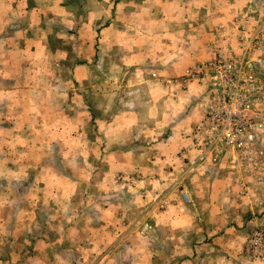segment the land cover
<instances>
[{"label":"rangeland","instance_id":"obj_1","mask_svg":"<svg viewBox=\"0 0 264 264\" xmlns=\"http://www.w3.org/2000/svg\"><path fill=\"white\" fill-rule=\"evenodd\" d=\"M85 1L75 0L74 3L73 15L76 24L73 31L74 43L56 44L59 54L63 55L62 58H46L48 56L46 49L42 47L35 52L38 58H20L19 54L12 60L10 56L5 57L4 48H8L7 44H0V211L3 212L2 218L5 223L0 228V259L6 253V249L2 250L3 242L5 244L10 242V256L5 255L11 257L12 264L20 257L43 259L45 253L42 252L48 249L42 243L43 238L46 239L44 244L54 238L51 237L54 232L51 211L55 212L57 209V212L62 213L69 210L77 218V214L82 212L79 206L85 204L80 200V196L84 192L86 195L90 188L91 194L97 196L103 190L86 187L88 180L102 178L106 181L116 177L112 172L114 165L110 161V158L113 160L114 157L100 154L95 148L99 146L97 142L100 138L97 137L96 123L88 116L87 111L90 112V109H86L83 99L91 107V104L101 105L104 102V99L94 97L95 93L100 95L98 97L105 95L103 98L107 102L115 101L114 93L119 94V98L124 97L126 102L137 95V92H133L134 89L128 86L130 83L128 78L136 68L149 70L148 63L151 58L139 59L136 57V51L147 48L152 50L151 47L154 45L156 57L162 56L163 53L165 56H171L180 48H184L189 53V58L181 59L185 66L187 65L186 68L206 63L211 60L214 52L221 51L224 59L234 65L237 75L246 85L247 94L255 104L259 98H264V0H171L172 4L166 0H156V3H153V0H99L106 7L107 25L112 20H116L118 24L115 31L113 29L107 31V36L116 35L120 40L123 39L119 43L104 44L83 41L86 39L84 33L87 27L84 29L82 25H87L88 22L85 19L88 16L84 9V5H88ZM150 14L155 17L160 33L165 31L161 35L187 34L185 30L189 27L180 26L181 23L185 24L186 19L192 21L191 24L201 23L202 38L207 42L183 43L174 39L175 41L153 44L134 41L135 36L146 35L148 21L153 20ZM164 19L167 29L162 27ZM178 20H181V23H177ZM103 21L101 17L99 24ZM193 28L192 25L189 29ZM96 31L97 26L93 27L89 34L95 35L98 33ZM155 31L151 28L148 33ZM215 35L217 39L212 42ZM50 45L47 43L44 46ZM66 51L73 54L74 58L67 59L64 55ZM151 63L154 64V61ZM158 65H161V60ZM29 66L31 71L24 72ZM51 70L55 75L49 74ZM167 77L169 81L162 79L164 86L165 84L175 86L178 77L174 78V75ZM209 77L198 85H208ZM51 83L54 87L52 93ZM162 92L160 89L158 93ZM107 93L109 96H106ZM164 96L167 95L164 93ZM256 109L260 110L257 105ZM262 123L263 128L248 141L253 164L264 163L263 119ZM211 164L212 160L208 158L203 172L193 171L190 174L186 188L192 191L194 197L198 196L200 188L197 186H200V183L194 184L193 177L203 179L202 177L209 176ZM243 173L241 165H237L233 170L235 175L234 186L231 188L232 195L230 194L227 202L223 198L225 195L220 196L224 201L220 203L217 219L208 217L187 222L184 219L179 220L178 217L174 219V215L172 219H168L165 215L166 204L161 202V198L168 192L182 194L186 190L185 186H172L169 191L168 188L156 186L154 194L157 197L147 201L143 196L144 203L141 201L140 207L134 205L136 211H126L129 216L120 209L121 218L119 226H116L119 228L116 234L124 241L126 227H132L130 232L136 234L133 235V242L140 248L137 254L139 259L153 260L155 264H179L185 259H195L197 255V258H206L207 261L210 258H246L258 261L259 259L245 254L244 246L252 231L259 230L264 235L261 226L264 220L246 217L249 213L246 211L247 204L242 199L240 184ZM118 178L123 179L121 176ZM155 179V182L160 183V179L157 177ZM205 182L207 183L205 189L209 192V180ZM68 191L74 194L72 203L67 198ZM130 194L129 192L123 193V196L120 194V198L122 196L123 199L129 200ZM97 198L92 196L87 211L97 213L94 207L98 203H93ZM52 203L55 205L54 208L51 206ZM109 203L112 204L108 201L105 205ZM178 208L172 209L176 215L182 209ZM151 210H154V213ZM200 211L208 214L209 205L203 203ZM22 213L25 215L26 226L21 223L24 219ZM131 214L135 215L130 218ZM1 221L0 219V225ZM58 222L62 227L64 219L60 217ZM194 223H197V226H208L207 233L204 227L201 240L203 243L206 241L214 243L216 251L214 249H211L213 252H210V249H203L199 253L195 250L190 251L192 245L201 242L195 237ZM45 236H49V239ZM20 237L23 238L21 245L24 248L18 243ZM80 238L75 235L74 241L78 242ZM185 238L191 241V248L188 247L187 250ZM36 239L41 241L37 243ZM20 248L23 250L21 256Z\"/></svg>","mask_w":264,"mask_h":264},{"label":"crops","instance_id":"obj_2","mask_svg":"<svg viewBox=\"0 0 264 264\" xmlns=\"http://www.w3.org/2000/svg\"><path fill=\"white\" fill-rule=\"evenodd\" d=\"M166 1L172 4L171 0ZM85 2L88 4L84 5L88 15L85 19L88 22L87 25H82L84 29L87 27L85 33L83 32L86 36L83 41L86 43L99 42L100 44L123 41L116 35L107 36V31L112 29L115 31L118 24L116 20H112L107 25L106 7L103 3L99 0H86ZM85 2L83 3L85 4ZM74 3L75 0H0V44L6 43L8 47L4 48L5 57L10 56L14 60L15 55L20 54V58L35 59L39 57L35 53L36 50L44 47L48 55L46 58H62L63 55L59 54L56 44L74 43L75 41L73 34L76 28L73 15ZM153 3H156V0H153ZM149 16L153 20L148 21L146 35L141 36L143 38L135 36L134 41H146L153 44L175 40L183 43L207 42L206 40L203 41L202 38L203 25L201 23L191 24L192 21L186 19L184 24L178 20L177 23H181L180 26L184 25L190 28L193 25L194 28L192 30L186 29L185 33L187 34L161 35L165 31L160 33L156 26L155 17H152V14ZM101 17L104 21L99 24ZM165 21V19L162 21V27L167 29L168 26L165 27ZM95 26H97L96 32L98 33L90 35L91 29ZM151 28L156 30V34L148 33ZM168 32L170 33V30ZM213 38L212 42H215L217 35ZM47 43L49 45L54 44V46L45 47L44 45ZM151 48L152 50L147 48L136 51L137 58H146V60L151 58L154 64L150 61L148 63L149 70L139 67L131 73V77L128 78L130 79L128 86L130 89H134L133 92H137V95L131 100L126 102L124 97L119 98V94L114 93L115 101L107 102L103 98L105 95L98 97L100 95L95 93L94 97L102 98L104 102L101 105L91 104L89 107L83 99L86 109H90V112L87 111L88 116L90 120L96 123L97 137L100 138V141L97 142L99 146H95V148L100 154L114 157L113 160L110 158V161L114 165L112 172L116 174V177L106 181L102 178L88 180L86 187H97L99 190L100 188L103 190L97 196L91 194L90 188L86 191V195L84 192L80 196V200H83L85 204L79 206L82 212L77 214V218L69 210L62 213L57 212V209L55 212L51 211L50 214L53 215L52 219H54V223H52L54 232H52L51 237L54 238L47 244H44L46 239L43 238V245L48 247L42 252L45 253L43 259L20 257L18 261H13V264H155L153 260L139 259L137 254L140 248L138 244L133 242V235L136 234L133 231L130 232L132 227H126L127 232L124 235L126 241H121L122 239L116 234L119 230L116 226H119V219L121 218L120 209H122L121 212L129 216L126 211H136L134 205L140 207L141 201L144 203V199L150 201L157 197L154 194L156 186L168 188V191L172 186H185L184 189L186 190L182 193L186 195V200L182 199L181 193L176 195L170 192L161 198V202L166 204L165 215L168 219H172L173 215L174 219L178 217L179 220L184 219L187 222L188 220H200L208 217L210 219L218 218L220 203L224 201L220 196L225 195L223 198L227 202L230 194L232 195L231 188L234 186L235 175L233 170L238 164H232L230 157L223 151L203 153L201 148L196 147L194 129L201 119L205 103L209 98V88L205 84V90L204 86L198 85L196 82L181 84L180 76L187 66L181 59L189 58V53L184 48H180L171 56H165L163 53L162 56L156 57L155 46L153 45ZM68 53L66 51L64 54L66 58L73 59L74 55ZM160 60L161 65H158ZM30 67L24 72L31 71ZM4 71L6 72L7 69L5 68ZM57 72L56 69L55 73ZM55 73L53 70L49 72V74L54 75ZM151 74L153 75L152 78L150 77ZM171 75H174V78L178 77L175 80L177 81L176 85L165 84L164 86L162 79L169 81L167 76L170 77ZM50 86L52 93L54 90L52 83ZM160 89L163 92L159 94ZM164 93L167 96H164ZM106 96L109 94L107 93ZM119 105L121 106L117 109ZM208 158L212 160L209 168L210 175H207L209 178L207 176L202 177L203 179L193 177L194 184L200 183V186H197L198 189L200 188L197 192L198 196L194 197L192 191L186 188L187 181L193 171L203 172L205 170L204 164ZM242 168L244 171L240 182L242 199L247 204L246 211L249 213L246 217L253 220H264V163L253 164L249 162L243 164ZM119 176L123 179H119ZM155 177L161 180L160 183L154 181L156 180ZM207 180H209V192L205 189L207 185L205 181ZM126 192L131 193L129 200L122 197L123 193ZM66 193H68L67 198L72 203L74 194L69 191ZM120 194L122 195L121 198ZM92 196L98 197L96 202L93 201V203H98L94 207V211H97L95 214L86 210L92 202ZM143 196H145L144 199H142ZM108 201H111L112 204L105 205ZM203 203L206 206L209 205L208 214L200 211V206ZM51 206L54 208V203ZM178 207L182 209L176 215L172 209ZM89 209L91 210L90 206ZM151 212L154 213V210ZM24 214L26 215L25 212ZM24 214L22 213L24 219L21 223L26 226ZM2 215L3 212L0 211V219L2 220L0 228L5 224ZM133 215L135 214H131L130 218ZM60 217L64 219L62 227L59 226L58 222ZM196 224L194 223L195 237L201 242L192 245L190 251L195 250L199 253L203 249H210V252H213L211 249H214V243H208V241L203 243L201 240L203 239V229L205 227V231L208 230V226H197ZM261 226L264 230V221ZM75 235L80 236L81 240L75 242ZM47 238L49 239V236ZM7 239L10 240L9 236ZM22 239L20 237L18 243L24 248L21 245ZM38 241L41 240H35L37 243ZM185 241L187 250L188 247L191 248V241L188 238H185ZM230 242L233 243L232 240ZM5 249L6 253L0 259V264H12L11 257H6L7 254L10 256V242L8 244L3 242L2 250L5 251ZM214 251L216 250L214 249ZM19 252L21 256L23 250L20 248ZM126 254L128 255L126 256ZM197 257L185 259L179 264H264V257L258 258V261H251L246 258H210L207 261L206 258Z\"/></svg>","mask_w":264,"mask_h":264},{"label":"built area","instance_id":"obj_3","mask_svg":"<svg viewBox=\"0 0 264 264\" xmlns=\"http://www.w3.org/2000/svg\"><path fill=\"white\" fill-rule=\"evenodd\" d=\"M208 76L209 98L194 129L196 147L203 153L223 151L235 165L248 164L253 158L248 141L263 128L264 98H259L255 104L234 65L224 59L221 51L214 52L206 63L186 68L180 82L182 85L203 83ZM181 197L186 200L184 193ZM244 252L257 259L264 257V235L261 231L254 230L249 234Z\"/></svg>","mask_w":264,"mask_h":264}]
</instances>
